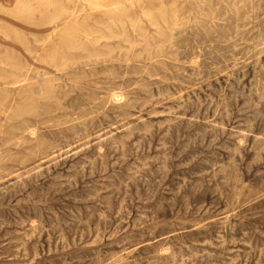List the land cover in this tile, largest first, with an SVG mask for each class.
<instances>
[{
  "label": "rangeland",
  "instance_id": "374dc122",
  "mask_svg": "<svg viewBox=\"0 0 264 264\" xmlns=\"http://www.w3.org/2000/svg\"><path fill=\"white\" fill-rule=\"evenodd\" d=\"M0 264H264V0H0Z\"/></svg>",
  "mask_w": 264,
  "mask_h": 264
},
{
  "label": "bare ground",
  "instance_id": "6f19581e",
  "mask_svg": "<svg viewBox=\"0 0 264 264\" xmlns=\"http://www.w3.org/2000/svg\"><path fill=\"white\" fill-rule=\"evenodd\" d=\"M50 1H51V0H50ZM55 1H56V0H55ZM48 2H49V1H48ZM71 2H72V1H71ZM19 3H20V2H19ZM54 3H55V2H54ZM92 3H93V1H92ZM45 4H46V3H45ZM56 4H57V3H56ZM121 4H122V3H121ZM47 5H48V4H47ZM51 5H52V4H51ZM104 5H105V4H104ZM2 7H3V6H2ZM48 7H49V6H48ZM59 8H60V7H59ZM74 8H75V7H74ZM103 8H104V7H103ZM126 8H127V7H126ZM61 9H62V8H61ZM106 9H107V8H106ZM95 10H96V9H95ZM61 11L63 12V10H61ZM112 11H113V10H112ZM55 12H56V11H55ZM65 12H66V11H65ZM67 12H68V11H67ZM93 12H94V11H93ZM144 12H145V11H144ZM9 13H10V12H9ZM11 13H12V12H11ZM15 13H16V12H15ZM15 13H14V14H15ZM22 13H23V12H22ZM22 13H21V14H22ZM69 13H70V12H69ZM73 13H74V12H73ZM110 13H111V12H110ZM147 13H148V12H147ZM16 14H17V13H16ZM78 14H79V13H78ZM94 14H95V13H94ZM113 14H114V13H113ZM125 14H126V13H125ZM143 14H144V13H143ZM149 15H150V13H149ZM149 15L147 14V16H149ZM82 16H83V15H82ZM85 16H86V15H85ZM145 16H146V15H145ZM54 17H55V16H54ZM61 17H62V16H61ZM150 17H151V16H150ZM58 18H59V16H58ZM68 18H70V17H68ZM66 19H67V18H66ZM119 19H120V18H119ZM121 20H122V19H121ZM94 21H95V20H94ZM110 21H111V20H110ZM53 22H55V21L53 20ZM69 22H70V21H69ZM76 22H77V21H76ZM83 22H84V21H83ZM93 23H94V22H93ZM77 24H78V23H77ZM66 25H68V24H66ZM107 25H108V24H107ZM109 25H110V24H109ZM157 25H158V24H157ZM78 26H79V25H78ZM122 26H123V25H122ZM110 27H111V26H110ZM87 28H88V27H87ZM121 28H122V27H121ZM79 29H80V28H79ZM107 29H108V28H107ZM110 29H111V28H110ZM123 29H124V28H123ZM55 30H56V29H55ZM83 30H84V29H83ZM89 30H90V29H89ZM95 30H96V29H95ZM121 30H122V29H121ZM2 32H3V31H2ZM50 32H51V31H50ZM67 32H68V31H67ZM67 32H66V33H67ZM107 32H108V31H107ZM111 32L113 33L114 31L111 30V31H110V34H111ZM117 32H118V31H117ZM117 32H116V33H117ZM123 32H124V31H123ZM47 33H48V32H47ZM95 33H97V32H95ZM100 33H102V32H100ZM103 33H104V32H103ZM114 33H115V32H114ZM114 33H113V34H114ZM118 33H119L120 35H122L120 32H118ZM118 33H117V34H118ZM108 34H109V32H108ZM117 34H116V35H117ZM124 34H126V33L124 32ZM139 34H140V33H139ZM5 35H6V33H5ZM54 35H55V34H54ZM66 35H69V34H66ZM87 35H88V34L86 33V36H87ZM114 35H115V34H114ZM116 35H115V36H116ZM120 35H119V36H120ZM88 36H89V35H88ZM119 36H118V37H119ZM122 36H123V35H122ZM102 37H103V36H102ZM100 38H101V37H100ZM104 38H105V37H104ZM106 38H107V37H106ZM63 42H64V41H63ZM70 42H71V41H70ZM67 43H68V42H67ZM67 43H66V44H67ZM79 43H80V42H79ZM80 45H81V44H80ZM75 46H76V45H75ZM80 48H81V47H80ZM54 53H55V52H54ZM61 59H64V58H61ZM67 61H68V60H67ZM67 61H66V62H67ZM66 62H63V61H62V64H63V63H66ZM59 64H60V63H59ZM115 93H116V92H115ZM117 114H118V113H117ZM37 224H38V223H37Z\"/></svg>",
  "mask_w": 264,
  "mask_h": 264
}]
</instances>
